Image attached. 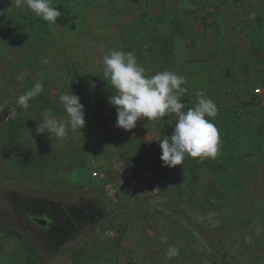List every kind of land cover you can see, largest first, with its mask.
<instances>
[{
	"label": "rangeland",
	"instance_id": "1",
	"mask_svg": "<svg viewBox=\"0 0 264 264\" xmlns=\"http://www.w3.org/2000/svg\"><path fill=\"white\" fill-rule=\"evenodd\" d=\"M52 4L55 23L0 0V264H49L58 239L94 250L101 238L125 236L127 224L140 235L168 222L198 240L200 264H264V0ZM112 50L133 52L147 76L183 75L184 111L198 91L215 102V158L162 166L156 139L171 135L174 113L115 126L116 90L102 63ZM36 82L43 92L21 108ZM68 88L84 105L81 132L69 128L62 141L37 134L49 110L67 124L58 97ZM79 249L64 253L78 259Z\"/></svg>",
	"mask_w": 264,
	"mask_h": 264
},
{
	"label": "clouds",
	"instance_id": "2",
	"mask_svg": "<svg viewBox=\"0 0 264 264\" xmlns=\"http://www.w3.org/2000/svg\"><path fill=\"white\" fill-rule=\"evenodd\" d=\"M26 5L40 19L55 23L61 11L52 4V0H16V6ZM103 76L109 80L116 90L109 97V103L115 108V126L123 130L135 128L140 119L155 120L169 113L177 116L174 129L170 136L156 139L161 149L162 166L174 167L183 165L186 156L192 158H215L219 151L220 135L217 127L208 118L218 114L215 102L203 91L196 93L197 102L194 107L184 111L181 97L187 92L182 85L186 83L183 75L171 71L157 72L147 76L133 52L112 50L103 58ZM44 90L41 82H36L18 98L21 108L27 109L29 101ZM67 114V124L45 112L35 128L37 134L47 132L50 137L64 140L68 130L76 132L86 124L84 105L80 97L69 91L62 92L58 97ZM2 110V109H0ZM167 241L166 236L161 237ZM179 255V249L169 245L165 259L171 260Z\"/></svg>",
	"mask_w": 264,
	"mask_h": 264
},
{
	"label": "crops",
	"instance_id": "3",
	"mask_svg": "<svg viewBox=\"0 0 264 264\" xmlns=\"http://www.w3.org/2000/svg\"><path fill=\"white\" fill-rule=\"evenodd\" d=\"M168 224H154L157 233L152 234L151 229L145 226L141 229L140 235L134 234L136 231L134 224L132 226L127 224L125 236L112 239L101 238L93 244L94 250L88 249L85 245L81 246V242L77 239H58L56 247L53 245L48 262L50 259L49 264H200L198 240L193 238L186 229L180 228L178 224L172 222ZM172 230L174 232L169 234ZM162 236H166L167 241H162ZM90 242L93 243V240ZM74 245L80 247L78 259L72 255L67 257L64 253ZM169 245L177 247L179 255L166 260L165 253Z\"/></svg>",
	"mask_w": 264,
	"mask_h": 264
},
{
	"label": "built area",
	"instance_id": "4",
	"mask_svg": "<svg viewBox=\"0 0 264 264\" xmlns=\"http://www.w3.org/2000/svg\"><path fill=\"white\" fill-rule=\"evenodd\" d=\"M93 175L94 176H97L98 175V171L96 170H93ZM145 178L148 182V185L149 187L152 189V190H157L158 188V182H157V178L155 177L154 173L152 172H146L145 173ZM104 234L106 236H112V232L108 229L104 230Z\"/></svg>",
	"mask_w": 264,
	"mask_h": 264
},
{
	"label": "water",
	"instance_id": "5",
	"mask_svg": "<svg viewBox=\"0 0 264 264\" xmlns=\"http://www.w3.org/2000/svg\"><path fill=\"white\" fill-rule=\"evenodd\" d=\"M37 223H39L41 226H44L46 224V220L42 217H35L33 218Z\"/></svg>",
	"mask_w": 264,
	"mask_h": 264
}]
</instances>
